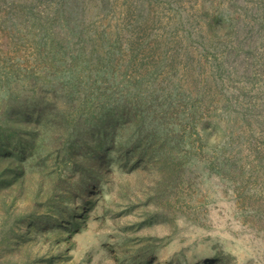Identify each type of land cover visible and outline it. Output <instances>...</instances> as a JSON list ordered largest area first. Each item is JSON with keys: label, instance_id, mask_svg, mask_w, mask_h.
Wrapping results in <instances>:
<instances>
[{"label": "rangeland", "instance_id": "1", "mask_svg": "<svg viewBox=\"0 0 264 264\" xmlns=\"http://www.w3.org/2000/svg\"><path fill=\"white\" fill-rule=\"evenodd\" d=\"M0 264H264V0H0Z\"/></svg>", "mask_w": 264, "mask_h": 264}]
</instances>
